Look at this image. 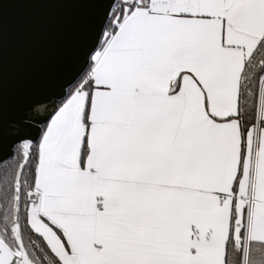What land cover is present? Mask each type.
<instances>
[{"label": "snow or ice", "instance_id": "snow-or-ice-1", "mask_svg": "<svg viewBox=\"0 0 264 264\" xmlns=\"http://www.w3.org/2000/svg\"><path fill=\"white\" fill-rule=\"evenodd\" d=\"M21 5L72 39L0 49V264H264V0Z\"/></svg>", "mask_w": 264, "mask_h": 264}, {"label": "water", "instance_id": "water-1", "mask_svg": "<svg viewBox=\"0 0 264 264\" xmlns=\"http://www.w3.org/2000/svg\"><path fill=\"white\" fill-rule=\"evenodd\" d=\"M71 24L70 18L41 16L33 9L15 6L0 24V49L10 74L54 68L71 44Z\"/></svg>", "mask_w": 264, "mask_h": 264}]
</instances>
